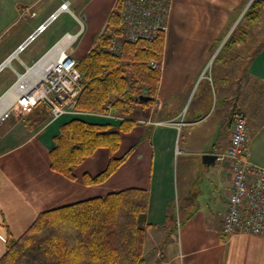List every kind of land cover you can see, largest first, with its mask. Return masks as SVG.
Returning a JSON list of instances; mask_svg holds the SVG:
<instances>
[{
    "label": "crops",
    "instance_id": "0c3cea01",
    "mask_svg": "<svg viewBox=\"0 0 264 264\" xmlns=\"http://www.w3.org/2000/svg\"><path fill=\"white\" fill-rule=\"evenodd\" d=\"M115 1L0 0V102L67 33L74 37L69 53L80 60ZM250 1L172 0L157 91L150 102L144 94L149 99L127 116L112 109L53 117L41 102L0 122V257L7 238L22 235L42 211L141 188L148 193L144 264H264V235L221 230L231 186L224 153L233 109L246 116L248 157L264 167V6L249 23L243 15ZM235 28L243 35L233 42ZM73 118L112 129L129 121L113 153L127 155L104 181L91 178L109 163L106 147L75 166L72 176L51 167L54 137Z\"/></svg>",
    "mask_w": 264,
    "mask_h": 264
},
{
    "label": "trees",
    "instance_id": "16d2710c",
    "mask_svg": "<svg viewBox=\"0 0 264 264\" xmlns=\"http://www.w3.org/2000/svg\"><path fill=\"white\" fill-rule=\"evenodd\" d=\"M263 6V0H252L243 18L255 22ZM119 7L114 5L94 45L77 61L81 75L77 111L108 113L114 109L127 116L137 103H145L139 100L140 94L150 95V102L157 91L164 32L153 39L124 42L121 52H110L107 47L120 33ZM240 34L235 28L231 41ZM129 126L126 118L117 129L71 119L54 137L51 167L72 176L75 166L97 148L106 147L109 163L91 178L92 182L104 181L127 155L115 158L113 153ZM147 204L145 189L126 188L42 211L22 235L7 238L0 264H144L141 219Z\"/></svg>",
    "mask_w": 264,
    "mask_h": 264
},
{
    "label": "built area",
    "instance_id": "2783aa9c",
    "mask_svg": "<svg viewBox=\"0 0 264 264\" xmlns=\"http://www.w3.org/2000/svg\"><path fill=\"white\" fill-rule=\"evenodd\" d=\"M171 1L116 0L115 4L120 5V33L113 36L107 49L119 53L124 42L153 39L159 32H165L171 14ZM66 8V2L60 5V9ZM55 15L52 14L47 21L41 23L17 50H21L37 33L42 32ZM73 38L67 33L48 52L57 50L52 65L26 91L19 90L15 97H3L0 102V122L6 120L12 112L25 114L41 102L47 105L53 117L77 111L75 104L81 89V75L76 67L77 60L69 53V43ZM151 64L156 65L155 62ZM247 140L246 116L243 111L235 108L231 113L230 143L224 153L231 177L221 226L225 234L241 232L264 235V167L253 163L248 157Z\"/></svg>",
    "mask_w": 264,
    "mask_h": 264
},
{
    "label": "bare ground",
    "instance_id": "6f19581e",
    "mask_svg": "<svg viewBox=\"0 0 264 264\" xmlns=\"http://www.w3.org/2000/svg\"><path fill=\"white\" fill-rule=\"evenodd\" d=\"M56 55H57V50L53 49L50 53H48L44 57L43 60L37 62V64L34 67L30 68L29 72H27L25 75H21L15 87H13L10 90V92L6 95V97L8 95H10L11 97L12 96L15 97L19 92V90L26 91L32 83H34L39 79L40 75L44 73V70H46L49 66L52 65ZM32 71L36 74H33Z\"/></svg>",
    "mask_w": 264,
    "mask_h": 264
},
{
    "label": "water",
    "instance_id": "95a60500",
    "mask_svg": "<svg viewBox=\"0 0 264 264\" xmlns=\"http://www.w3.org/2000/svg\"><path fill=\"white\" fill-rule=\"evenodd\" d=\"M138 98H139V100H148L149 99V96H146V95H144V94H140L139 96H138Z\"/></svg>",
    "mask_w": 264,
    "mask_h": 264
},
{
    "label": "rangeland",
    "instance_id": "374dc122",
    "mask_svg": "<svg viewBox=\"0 0 264 264\" xmlns=\"http://www.w3.org/2000/svg\"><path fill=\"white\" fill-rule=\"evenodd\" d=\"M252 1V0H251ZM250 1V2H251ZM250 4V3H249ZM249 6V5H248ZM262 18L259 19V21H263V25H264V13L261 15ZM260 24L262 25V23L260 22ZM73 56V55H72Z\"/></svg>",
    "mask_w": 264,
    "mask_h": 264
}]
</instances>
